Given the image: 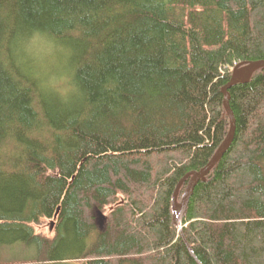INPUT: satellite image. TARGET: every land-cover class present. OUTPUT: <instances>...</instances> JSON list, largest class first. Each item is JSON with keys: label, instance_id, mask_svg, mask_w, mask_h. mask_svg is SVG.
<instances>
[{"label": "trees", "instance_id": "obj_1", "mask_svg": "<svg viewBox=\"0 0 264 264\" xmlns=\"http://www.w3.org/2000/svg\"><path fill=\"white\" fill-rule=\"evenodd\" d=\"M258 60L264 0H0V264H264V69L228 90L233 140L190 196L199 263L171 212L227 135L221 88Z\"/></svg>", "mask_w": 264, "mask_h": 264}, {"label": "water", "instance_id": "obj_2", "mask_svg": "<svg viewBox=\"0 0 264 264\" xmlns=\"http://www.w3.org/2000/svg\"><path fill=\"white\" fill-rule=\"evenodd\" d=\"M260 69H264V60L250 61V62H240L232 70L228 82L221 88V93L223 95V107L229 119V129L224 140L218 146L214 152L211 159L207 164L201 168L199 171H190L185 174L176 184L172 197H171V212H172V222L175 226L179 228L180 237L182 242L188 249L189 254L197 261L193 251L189 247L184 234H183V219L187 210L190 196L193 192L196 184L204 180L209 172L215 167L218 161L221 159L225 151L230 146L234 133H235V119L234 115L229 107V93L228 90L236 85L243 84L250 81L253 74ZM185 184L184 190L181 194L180 199H178L179 191L182 185ZM95 218L100 222V224L106 222V215L103 214L100 210H95ZM105 226V225H104ZM198 262V261H197ZM199 263V262H198ZM200 264V263H199Z\"/></svg>", "mask_w": 264, "mask_h": 264}, {"label": "rangeland", "instance_id": "obj_3", "mask_svg": "<svg viewBox=\"0 0 264 264\" xmlns=\"http://www.w3.org/2000/svg\"><path fill=\"white\" fill-rule=\"evenodd\" d=\"M36 44L37 45L34 50V55L39 65L44 68V71H47L49 69L48 73L50 77L53 75H59L61 73L62 68H59V54L56 48L51 43L45 40L37 42ZM52 66H54L53 69H51ZM94 220V223L99 229L104 228L105 224H100V222L95 218V216ZM53 223V220L46 219L38 224H34L33 228L36 233L51 237L53 235Z\"/></svg>", "mask_w": 264, "mask_h": 264}, {"label": "clouds", "instance_id": "obj_4", "mask_svg": "<svg viewBox=\"0 0 264 264\" xmlns=\"http://www.w3.org/2000/svg\"><path fill=\"white\" fill-rule=\"evenodd\" d=\"M43 86L58 94L65 101L68 100L72 93L78 90L76 85L72 83L71 78L67 75H53L44 82Z\"/></svg>", "mask_w": 264, "mask_h": 264}]
</instances>
